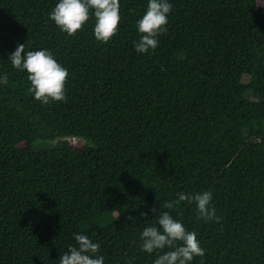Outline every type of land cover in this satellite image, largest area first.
<instances>
[{"label": "trees", "instance_id": "obj_1", "mask_svg": "<svg viewBox=\"0 0 264 264\" xmlns=\"http://www.w3.org/2000/svg\"><path fill=\"white\" fill-rule=\"evenodd\" d=\"M171 2L138 53L147 0H120L107 42L92 16L61 31L57 0H0V264H58L76 232L104 264H152L139 234L167 201L205 249L190 264H264V3ZM18 43L67 68L64 100L34 98L7 60ZM203 190L219 221L178 199Z\"/></svg>", "mask_w": 264, "mask_h": 264}, {"label": "clouds", "instance_id": "obj_2", "mask_svg": "<svg viewBox=\"0 0 264 264\" xmlns=\"http://www.w3.org/2000/svg\"><path fill=\"white\" fill-rule=\"evenodd\" d=\"M173 8L171 0H147L143 15L136 20V28L141 33L133 47L138 53L154 50L159 44L158 36L165 31L169 13ZM94 18L93 35L97 41L107 42L117 32L121 20L120 0H57L49 12L51 19L61 31L73 35L88 21ZM11 65L25 71L30 81L29 91L41 103L66 98L65 80L68 70L57 61L47 48L28 49L25 43H18L8 53ZM7 81L6 74H0V83ZM179 201L194 203L198 218L205 221L221 219L211 203L210 190L181 192ZM175 201L162 204L163 211L150 208L156 215V222L145 224L139 234V247L147 253H156L152 264H190L196 256L203 257L205 249L201 246L195 231L188 230L183 222L174 218L166 209L175 207ZM147 217V213H141ZM132 219V217H129ZM75 245L60 255L58 264H104V255H98L100 243L93 241L86 233L73 234Z\"/></svg>", "mask_w": 264, "mask_h": 264}, {"label": "rangeland", "instance_id": "obj_3", "mask_svg": "<svg viewBox=\"0 0 264 264\" xmlns=\"http://www.w3.org/2000/svg\"><path fill=\"white\" fill-rule=\"evenodd\" d=\"M262 2L264 3V0H262ZM76 140L77 139H73L72 142L75 143V144L79 143V141H76Z\"/></svg>", "mask_w": 264, "mask_h": 264}]
</instances>
